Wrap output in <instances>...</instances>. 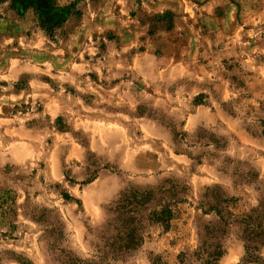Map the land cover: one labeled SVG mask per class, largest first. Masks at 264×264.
<instances>
[{
	"label": "rangeland",
	"instance_id": "obj_1",
	"mask_svg": "<svg viewBox=\"0 0 264 264\" xmlns=\"http://www.w3.org/2000/svg\"><path fill=\"white\" fill-rule=\"evenodd\" d=\"M56 1L79 13L51 38L0 0V264L91 261L119 193L169 177L189 187L170 227L111 264H179L207 188L237 214L264 191V0Z\"/></svg>",
	"mask_w": 264,
	"mask_h": 264
},
{
	"label": "trees",
	"instance_id": "obj_2",
	"mask_svg": "<svg viewBox=\"0 0 264 264\" xmlns=\"http://www.w3.org/2000/svg\"><path fill=\"white\" fill-rule=\"evenodd\" d=\"M1 1H9L10 7L19 13L33 8L39 26L51 38L71 15L79 13L73 2L61 5L56 0ZM188 188L182 181L169 177L160 184L122 190L106 208L102 230L94 244L96 257L85 261L68 256L66 264H111L132 255L144 244L152 227H170ZM202 198L206 213H213L214 218L202 226L196 248L180 252L179 264H217L224 254L223 240L232 231L244 242L245 260L259 262V250L264 245V191L258 204L241 214L231 209L233 199L221 187L207 188Z\"/></svg>",
	"mask_w": 264,
	"mask_h": 264
},
{
	"label": "crops",
	"instance_id": "obj_3",
	"mask_svg": "<svg viewBox=\"0 0 264 264\" xmlns=\"http://www.w3.org/2000/svg\"><path fill=\"white\" fill-rule=\"evenodd\" d=\"M211 2V0H208V3H210Z\"/></svg>",
	"mask_w": 264,
	"mask_h": 264
}]
</instances>
